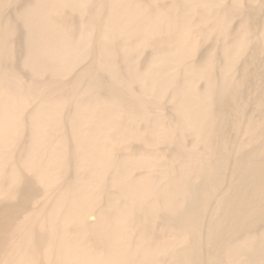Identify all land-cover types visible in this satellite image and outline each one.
Segmentation results:
<instances>
[{"label":"bare ground","instance_id":"bare-ground-1","mask_svg":"<svg viewBox=\"0 0 264 264\" xmlns=\"http://www.w3.org/2000/svg\"><path fill=\"white\" fill-rule=\"evenodd\" d=\"M180 1L0 0V264H264V5Z\"/></svg>","mask_w":264,"mask_h":264},{"label":"rangeland","instance_id":"rangeland-1","mask_svg":"<svg viewBox=\"0 0 264 264\" xmlns=\"http://www.w3.org/2000/svg\"><path fill=\"white\" fill-rule=\"evenodd\" d=\"M244 1H246V0H208V3L210 2L211 5H213L214 8H212V9L215 10V11H221L223 9H226L225 11H222V12H227V11H229V8L228 7H224L223 9H221L220 6L221 5L233 6L237 2H244ZM255 1H256L257 4H263L264 5V0H255ZM192 2H193V0H187V1L186 0H181L179 2V4L182 5V6H184V5L190 4ZM24 3H25V0H15V2L10 7H11V9H14V10H16V11L19 12V10L23 8ZM194 5L198 8L197 11H202V10H204V9L207 8V3L204 6H201L199 4H194ZM146 15L147 14H145V16ZM248 15H255V17H257V14H256L255 10H253V9H249L248 10ZM188 18H189V20L192 23L195 22V21H197V18L195 16H193V15H189ZM206 24L208 26H211L212 25L211 22H207ZM240 24L241 23L239 22V18L237 16H235V14H233L230 17H226L225 24H224V27H223V29H224V33L223 34H221V35H212L211 37L208 34V36H209V38H212V39L217 40L219 42L218 44L221 46L223 44H226V43L232 41V37H234V38L237 37V33H234V31L235 30L236 31H240L239 30L240 29ZM191 31H192L194 37L196 38L198 36V33H197V31H196V29H195V27L193 25L191 26ZM19 34H20V31H18V33L16 35L11 36L9 38V41L12 42L11 43L12 52H14L15 54H17V52L20 50V46L16 42V39H18L19 36H20ZM243 34H245L248 39L250 38V35L248 33H243ZM255 40L258 42V44H260V46L264 47V31ZM252 41H253V39H252ZM158 42H162V41H160V40H158L156 38L155 39V44L158 43ZM201 51H202V49L201 50H198L197 52H194L193 51V54L194 55L191 58V60L194 63L198 61V57H199ZM118 66H119V70H120V76L122 78H124L126 72H125V68H124L123 62H119ZM173 74L174 73L170 69H168L167 71H165L164 76H167L168 77V76L173 75ZM120 76H119V78L123 81V79ZM96 84H98L96 86V88L97 87H102V86H108L107 84H104V82H102V79H99L98 81H96ZM198 85L199 86L201 85V81L198 83ZM130 87H131V90L133 91V93L135 95H138L137 86L136 85H130ZM99 93H101V94L102 93H105V89L104 88L100 89ZM138 101L140 102V99H138ZM122 124L125 125V126H127V127L129 126V124L128 123H125V122H123ZM132 144L137 145L135 142H133ZM157 149L159 150V147ZM118 156H119V152H118ZM163 156L164 157H169V154L168 153H163ZM66 172L68 174H70L71 173V170L70 169L69 170L67 169ZM129 232L130 233H133L132 230H130ZM258 234H260V233H258ZM174 238H175V234L170 231V232L166 233L158 242L167 243V242H171ZM142 239L143 238H140V240H142ZM257 239L259 240V238H257ZM130 242L133 243L134 242V238H132Z\"/></svg>","mask_w":264,"mask_h":264}]
</instances>
